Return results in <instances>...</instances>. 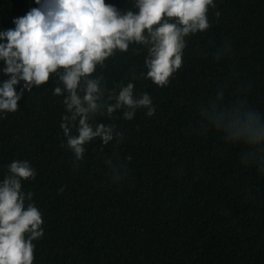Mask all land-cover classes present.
I'll return each mask as SVG.
<instances>
[{"label": "trees", "instance_id": "1", "mask_svg": "<svg viewBox=\"0 0 264 264\" xmlns=\"http://www.w3.org/2000/svg\"><path fill=\"white\" fill-rule=\"evenodd\" d=\"M105 3L135 11L133 0ZM213 3L210 27L185 38L166 86L144 78L146 46L135 42L96 66L105 95L132 81L154 105L151 117L140 108L129 120L120 111L104 119L120 140L96 139L75 161L52 73L0 116V177L13 159L35 170L22 181L43 220L32 264H264V150L213 130L235 109L264 118V0ZM36 6L0 0V30Z\"/></svg>", "mask_w": 264, "mask_h": 264}, {"label": "clouds", "instance_id": "2", "mask_svg": "<svg viewBox=\"0 0 264 264\" xmlns=\"http://www.w3.org/2000/svg\"><path fill=\"white\" fill-rule=\"evenodd\" d=\"M33 2L36 7L13 18V28L0 30V116L15 112L24 92L55 74L59 83L53 95L63 96V146L75 161L96 139L101 144L120 140L123 134L104 122L114 112L125 120L140 108L148 117L154 113L151 97L134 93L132 81L105 95L101 78L91 75L96 66L135 42L146 46L144 78L166 86L182 63L185 38L210 27L206 13L215 7L213 0H133L135 11L121 13L105 0ZM18 84L20 90L14 88ZM213 130L229 144L264 150V118L254 110L220 114ZM34 176L27 160L13 159L0 177V264H32L34 259L32 241L43 235L42 214L32 193L22 190V181Z\"/></svg>", "mask_w": 264, "mask_h": 264}]
</instances>
